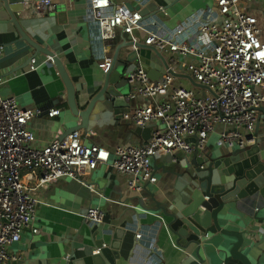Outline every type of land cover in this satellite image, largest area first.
<instances>
[{"label":"built area","instance_id":"2783aa9c","mask_svg":"<svg viewBox=\"0 0 264 264\" xmlns=\"http://www.w3.org/2000/svg\"><path fill=\"white\" fill-rule=\"evenodd\" d=\"M75 1L86 5L87 15L95 24L90 37L97 38L102 49L98 67L105 75L114 65L111 50L129 42L136 50L141 43L163 55L165 73L160 80H153L141 66L126 75L128 97L141 98L145 104L123 114L122 119L136 127L151 126L152 134L148 140H140L114 127L120 141L109 150L86 144V130L82 128L65 137L57 134L48 144L36 146L30 120L38 112L23 108L17 95H5L8 80L0 77V264L17 260L10 249L26 230L40 232L35 222L42 188L61 178H72L88 186L89 172L106 165L126 178L129 192L145 195L148 188L158 186L160 172L167 168L178 171L180 154L205 156L210 146L222 150L252 146L257 142L256 128L264 121V43L258 20L245 9L244 0H213L209 21L192 41L183 35L185 27L166 36L154 25L158 16L144 17L140 10L127 5L115 6L113 0ZM30 4L40 14L57 9L54 0H32ZM138 30L146 33L143 41L134 38ZM124 33L130 34L132 41L123 39ZM57 56L74 84L71 71L78 57L66 48L59 50ZM47 58L53 64V58ZM124 60L130 61V57L125 56ZM189 78L204 88L195 91L185 87L183 80ZM81 92L76 87L79 107L84 104ZM87 96L91 100L89 92ZM60 111L52 110L49 115L54 117ZM89 187L95 190L94 186ZM153 197L160 203L166 193L158 189ZM104 218L100 206L91 208L86 215L90 224H101ZM245 218L249 235L264 236L263 217ZM145 236L144 232H136L137 240ZM105 247L104 244L94 250V254H101Z\"/></svg>","mask_w":264,"mask_h":264},{"label":"crops","instance_id":"0c3cea01","mask_svg":"<svg viewBox=\"0 0 264 264\" xmlns=\"http://www.w3.org/2000/svg\"><path fill=\"white\" fill-rule=\"evenodd\" d=\"M31 1L25 0V11L15 12L22 30L31 40L53 54L66 48L73 56H77L71 71L74 84L82 90L83 95L88 92L90 95L96 94L98 85L105 80L106 75L98 67L103 52L97 38L92 40L90 37L95 24L87 15L86 5L75 0H54L56 11L40 14L30 4ZM12 2L14 0L9 1V4ZM151 3L167 8L168 18L163 20L158 17L159 20L155 18L158 23H153L159 31L166 34L185 27L183 35L190 41L196 38L200 28L209 21L214 8L213 0H113L115 6L127 5L132 10L140 11ZM243 5L257 18L260 38L264 43V0H244ZM153 15L148 14L147 17ZM149 20L152 22L153 18ZM145 37L143 30L134 34V38L139 41ZM132 52L133 49L125 45L111 50L114 62L117 57L111 76L112 85L124 94L130 90L126 75L134 67H144L153 80H160L165 73L161 58L152 55L149 60H135ZM125 56H129L130 61H125ZM32 66L38 69L32 70ZM0 77L8 80L3 90L5 95H17L23 108L38 112L30 120L36 146L48 144L57 134H71L82 125V118L72 113L66 86L54 65L23 39L2 0ZM129 99L131 102L128 106L124 102L119 108L127 110L130 107L132 111L145 104L141 98ZM85 107L83 104L81 108ZM57 109L61 110L60 114L51 117L49 113ZM120 115L117 118L105 111L99 114V118L94 116L85 128V143L98 144L109 150L114 148L120 141V134L114 127L130 137L143 140V134L137 132L138 127L123 120V115ZM257 130L264 139V121L258 124L255 134ZM218 148L210 146L205 153H213L215 156L219 152ZM180 158L178 171L167 168L160 172L158 186L148 188L145 195L129 192L126 178L106 165L90 171L86 178L95 190L72 178H61L42 188L35 222L40 232L35 234L26 230L23 233L22 239L10 249L17 260L9 264H106L111 260H115L116 264H178L183 257L184 260L179 264L196 263L198 244L191 242L187 247L180 245L179 237L165 224L168 219L162 210L164 208L169 213H178L184 201L186 204L189 188L195 182V178L189 177V174L196 171L195 166L191 165L193 157L180 154ZM39 174L36 173L37 178ZM214 174L216 184L219 175L216 171ZM206 175L200 174L202 177ZM158 189L166 193V199L160 203L153 197ZM97 206L104 211V221L101 224H90L86 215ZM245 215L264 218V199L259 198L257 203L253 202V206L245 208L229 204L218 215L213 213V223L218 232L209 235L200 250V256L207 264L209 257L212 264H224V259L229 256L236 239L222 234L220 230L224 229L244 230L246 243L243 252L254 264H264V236L247 233L249 222ZM140 231L146 234L143 240L136 238V232ZM191 231L203 239L206 237L196 229ZM101 242L109 247V258L102 253L94 254ZM113 243L116 249L111 246ZM230 264L241 262L234 260Z\"/></svg>","mask_w":264,"mask_h":264},{"label":"water","instance_id":"95a60500","mask_svg":"<svg viewBox=\"0 0 264 264\" xmlns=\"http://www.w3.org/2000/svg\"><path fill=\"white\" fill-rule=\"evenodd\" d=\"M9 1L2 0L7 12H9L12 22L19 29L24 40L29 42L37 51L38 54H43L45 57L53 58V65L56 71L59 73L62 81L64 82L67 90L68 103L75 116L82 118V125L75 130L85 129L89 126L90 120L94 116L99 118V114L103 112H109L115 115L117 118L119 114H125L131 111V108L127 110L120 109L121 103H126V106L130 104L131 100L128 98V94H124L122 91H118L112 85V71L117 57L115 58L112 69L106 74L105 80L98 85L97 93L91 95V100H88L87 95H81V100L84 101L86 106L84 109L77 105L76 86L73 84L70 73L63 65L61 59L57 54H53L48 49L43 48L33 40L29 38L22 30L21 25L17 21L15 12L25 11V0H14L11 4ZM167 8H161L155 3H151L146 6L142 11V15L147 17L148 14H154L159 18L165 20L168 18L166 14ZM123 39L132 41L130 34L124 33ZM139 50L134 48V44L129 42L125 46L133 49L132 57L136 60L151 59L152 55H156L161 58L165 65V59L163 55L148 45L139 43ZM195 87L204 88V86L197 84L192 78H189ZM264 114V110H262ZM138 133L143 134L144 140H148L152 134V128L138 127ZM68 135V134H67ZM64 135L63 137H65ZM62 137V138H63ZM257 142L252 146H247L244 149L238 150H222L218 149L215 156L213 153H206L205 156L195 154L191 165L195 166L196 171L189 174L190 178H195V182L192 187L189 188L187 194L186 204L184 201L183 207L179 212L169 213L163 210L164 217L168 219L167 227L179 237V244L187 247L191 242L198 244V259L196 263L190 264H207V261L200 256V250H202L205 244L204 239L197 233H193L191 229L198 230L201 234H216L218 232L217 226L213 223V213L218 215L221 211L226 209L229 204L236 205L237 208H245L247 206H253V202L257 203L258 199H264V139L257 130L256 132ZM219 175L218 182L214 184V172ZM207 173L208 175L202 177L200 174ZM219 198V199H218ZM222 234L227 237H234L236 240L233 243L229 256L224 259V264H230L236 260L241 264H254L250 258L243 252L245 246L246 232L244 230H220ZM101 242V246H103ZM100 246V247H101ZM116 249L115 243L111 245ZM102 254L109 258V247L103 248ZM185 257H183L179 263H182ZM209 257V264L210 262ZM178 263V264H179ZM106 264H116L115 260L107 262ZM257 264V263H256ZM259 264V263H258Z\"/></svg>","mask_w":264,"mask_h":264},{"label":"rangeland","instance_id":"374dc122","mask_svg":"<svg viewBox=\"0 0 264 264\" xmlns=\"http://www.w3.org/2000/svg\"><path fill=\"white\" fill-rule=\"evenodd\" d=\"M259 27H260V26H259ZM262 32H263V35H264V28H263V27H262ZM183 85H184L185 87H187V88H191V89H193V90H195V91H200V89H201V88H199V87H195V86L192 84V82H191L190 80H184Z\"/></svg>","mask_w":264,"mask_h":264},{"label":"bare ground","instance_id":"6f19581e","mask_svg":"<svg viewBox=\"0 0 264 264\" xmlns=\"http://www.w3.org/2000/svg\"><path fill=\"white\" fill-rule=\"evenodd\" d=\"M91 22V21H90Z\"/></svg>","mask_w":264,"mask_h":264}]
</instances>
